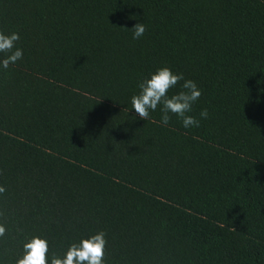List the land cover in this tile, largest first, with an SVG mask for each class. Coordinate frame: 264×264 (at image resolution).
Listing matches in <instances>:
<instances>
[{
    "label": "trees",
    "instance_id": "16d2710c",
    "mask_svg": "<svg viewBox=\"0 0 264 264\" xmlns=\"http://www.w3.org/2000/svg\"><path fill=\"white\" fill-rule=\"evenodd\" d=\"M0 31V264L100 231L105 264H264V0H0ZM165 66L199 127L132 109Z\"/></svg>",
    "mask_w": 264,
    "mask_h": 264
},
{
    "label": "clouds",
    "instance_id": "9594fccd",
    "mask_svg": "<svg viewBox=\"0 0 264 264\" xmlns=\"http://www.w3.org/2000/svg\"><path fill=\"white\" fill-rule=\"evenodd\" d=\"M132 38L140 39L147 31L145 24L136 23L131 29ZM20 40L17 32L5 34L0 31V53L5 54L0 60V66L5 70L10 65L16 64L23 59V49L16 47ZM181 81L183 83L181 84ZM180 85L181 91L169 96V92ZM139 92L131 97V106L141 120H149L151 112L160 108L162 125H168L172 116H176L185 129L200 126L201 119L208 118L207 109L199 114V119L190 115L193 105L202 95L195 81L185 79L182 73H173L168 67H161L146 78L138 82ZM6 189L0 186V194ZM5 212L0 210V217ZM6 235V227L0 223V238ZM107 246L106 233L100 231L90 238L81 239L78 243L73 242L67 248L63 257L53 254L50 264H105V250ZM49 243L46 239L33 237L23 244V255L16 260V264H49Z\"/></svg>",
    "mask_w": 264,
    "mask_h": 264
}]
</instances>
